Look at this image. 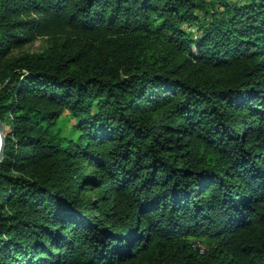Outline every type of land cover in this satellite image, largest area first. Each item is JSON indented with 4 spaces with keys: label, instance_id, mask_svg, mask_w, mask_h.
<instances>
[{
    "label": "trees",
    "instance_id": "16d2710c",
    "mask_svg": "<svg viewBox=\"0 0 264 264\" xmlns=\"http://www.w3.org/2000/svg\"><path fill=\"white\" fill-rule=\"evenodd\" d=\"M0 120V264H264V0H0Z\"/></svg>",
    "mask_w": 264,
    "mask_h": 264
},
{
    "label": "rangeland",
    "instance_id": "374dc122",
    "mask_svg": "<svg viewBox=\"0 0 264 264\" xmlns=\"http://www.w3.org/2000/svg\"><path fill=\"white\" fill-rule=\"evenodd\" d=\"M47 48V43L44 39H40L37 42L27 46L24 50H22L21 52L24 53H36V52H40L43 51L44 49ZM75 120L71 119L69 116H65V119L62 123V127H63V131L67 134V135H71L73 132V129L75 127ZM9 132V129H8ZM203 247V244H202Z\"/></svg>",
    "mask_w": 264,
    "mask_h": 264
},
{
    "label": "water",
    "instance_id": "95a60500",
    "mask_svg": "<svg viewBox=\"0 0 264 264\" xmlns=\"http://www.w3.org/2000/svg\"><path fill=\"white\" fill-rule=\"evenodd\" d=\"M8 135V128L0 120V163L5 157V144L6 136ZM0 217H1V204H0Z\"/></svg>",
    "mask_w": 264,
    "mask_h": 264
}]
</instances>
